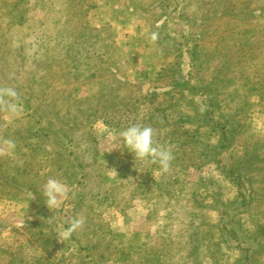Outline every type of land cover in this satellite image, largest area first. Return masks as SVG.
<instances>
[{
    "label": "rangeland",
    "instance_id": "obj_1",
    "mask_svg": "<svg viewBox=\"0 0 264 264\" xmlns=\"http://www.w3.org/2000/svg\"><path fill=\"white\" fill-rule=\"evenodd\" d=\"M7 88L0 264H264V0H0Z\"/></svg>",
    "mask_w": 264,
    "mask_h": 264
},
{
    "label": "clouds",
    "instance_id": "obj_2",
    "mask_svg": "<svg viewBox=\"0 0 264 264\" xmlns=\"http://www.w3.org/2000/svg\"><path fill=\"white\" fill-rule=\"evenodd\" d=\"M152 40L157 39V34H152ZM0 95L7 97V107L11 112L17 110V104L15 100L18 97V93L14 88H7L0 90ZM119 136L122 139L125 147L132 153H134L136 159H150L153 163L159 165V171L166 173L173 160V154L170 149L158 146L155 143L154 129L150 126H144L139 123L131 124L119 132ZM8 151L15 149V143L11 140L5 141ZM69 194L68 186L60 179L50 176L42 187V196L46 206L50 210H54L60 207L62 202L67 199ZM83 221L78 218H74L69 227L62 233L64 237L70 236L78 228L82 226Z\"/></svg>",
    "mask_w": 264,
    "mask_h": 264
}]
</instances>
